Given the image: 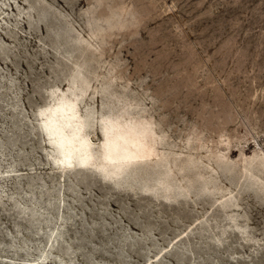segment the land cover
Returning a JSON list of instances; mask_svg holds the SVG:
<instances>
[{
  "label": "rangeland",
  "instance_id": "1",
  "mask_svg": "<svg viewBox=\"0 0 264 264\" xmlns=\"http://www.w3.org/2000/svg\"><path fill=\"white\" fill-rule=\"evenodd\" d=\"M44 252L264 264V0H0V264Z\"/></svg>",
  "mask_w": 264,
  "mask_h": 264
},
{
  "label": "bare ground",
  "instance_id": "2",
  "mask_svg": "<svg viewBox=\"0 0 264 264\" xmlns=\"http://www.w3.org/2000/svg\"><path fill=\"white\" fill-rule=\"evenodd\" d=\"M61 107L62 106H60V108ZM60 116H64V114H61ZM47 122H49V123L47 124ZM47 122L44 124L45 130H48L49 126H53V125H55V127L57 128L55 133L47 132V134L49 135L50 141H51L50 142L51 146L53 148H55L56 150L59 149V152L62 155V157L60 158L61 162H63L66 158L68 160L69 155H71V153H70L71 151H69L70 148L66 149L63 147H59L58 145H56V143L60 141V138H62L63 142L69 141L70 138L63 134V132H62L63 127L61 125H59L55 121H47ZM65 122L69 123V120H65ZM59 128H61V129H59ZM129 133H131V134H128V133L122 132V131H116L114 133H110L111 135H114V137L108 138L106 143H109L111 140H113V143H111V144L104 143V146H105L104 154L107 157H109V159L116 157V158H124L125 160H129V159H132L135 157L134 149H131L128 153H125V150H124L125 148L127 149L126 145H127V142H129V135H131L133 138L137 136V131H132ZM80 142L83 143L84 145H88L86 138H84V139L81 138ZM131 142H134V140H132ZM120 146H122L121 149H123V150H121V149L119 150ZM104 154H103V156H104ZM84 160L85 159L83 157H78V163L76 166V168L78 170L85 168ZM71 165H72L71 161L68 164H64V165H61L59 163V165H57L56 168L70 169ZM50 240H51V245H54L55 242L53 241V238H50ZM48 255H49L48 252H44L40 257L38 264H44Z\"/></svg>",
  "mask_w": 264,
  "mask_h": 264
}]
</instances>
